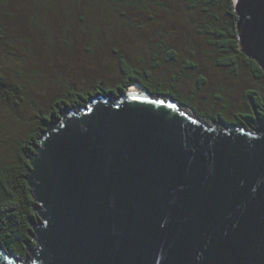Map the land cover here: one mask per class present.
Instances as JSON below:
<instances>
[{"label": "water", "instance_id": "95a60500", "mask_svg": "<svg viewBox=\"0 0 264 264\" xmlns=\"http://www.w3.org/2000/svg\"><path fill=\"white\" fill-rule=\"evenodd\" d=\"M232 11L264 74V0ZM43 126L26 157L30 260L0 246V264H264V121L210 125L140 86Z\"/></svg>", "mask_w": 264, "mask_h": 264}, {"label": "rangeland", "instance_id": "374dc122", "mask_svg": "<svg viewBox=\"0 0 264 264\" xmlns=\"http://www.w3.org/2000/svg\"><path fill=\"white\" fill-rule=\"evenodd\" d=\"M185 3L0 0V160L15 158V141L68 90L94 93L98 86L118 85L119 56L148 74L144 87L154 97L175 98L210 125L221 118L248 128L242 121L245 95L264 99V80L257 81L242 61L234 71L218 65V54L195 32L202 17ZM169 50L174 58L166 60ZM9 254L23 262L24 254Z\"/></svg>", "mask_w": 264, "mask_h": 264}, {"label": "trees", "instance_id": "16d2710c", "mask_svg": "<svg viewBox=\"0 0 264 264\" xmlns=\"http://www.w3.org/2000/svg\"><path fill=\"white\" fill-rule=\"evenodd\" d=\"M185 4L189 10L202 17L201 21L194 25V29L196 34L218 54V65L228 66L234 71L235 64L242 61L257 81L264 80V74L257 65L245 58L237 49L232 0H186ZM171 58H174V52L169 50L165 59ZM118 63L121 74L118 85L110 90L98 86L94 93L68 90L62 100L54 102L47 115L39 116L31 129L15 141V158L7 163L0 160V246L6 252L26 255L28 247L33 245L29 236L30 222L36 218V214L26 182L28 175L26 157L38 143L44 131L43 124L57 119L62 109L83 107L89 98L98 95L97 92L108 93L115 98L118 92H122L133 83H138L143 87L147 86L148 74L146 72L140 73L132 69L121 56L118 57ZM140 76L143 78L140 79ZM198 82L200 84L202 79L199 78ZM245 96L247 101L250 98L255 103L257 110L260 107L264 109V99L256 92L248 91ZM232 122L240 124L241 120L235 119Z\"/></svg>", "mask_w": 264, "mask_h": 264}, {"label": "flooded vegetation", "instance_id": "af4514ba", "mask_svg": "<svg viewBox=\"0 0 264 264\" xmlns=\"http://www.w3.org/2000/svg\"><path fill=\"white\" fill-rule=\"evenodd\" d=\"M248 102H251L252 106ZM246 105L248 112L245 114L247 118H244V120L247 122V125H253V123L256 121V118L264 121V109L260 107L259 110H257V106L250 98L248 99ZM254 114H256V117Z\"/></svg>", "mask_w": 264, "mask_h": 264}, {"label": "bare ground", "instance_id": "6f19581e", "mask_svg": "<svg viewBox=\"0 0 264 264\" xmlns=\"http://www.w3.org/2000/svg\"><path fill=\"white\" fill-rule=\"evenodd\" d=\"M136 87H140L138 83H133L131 84L130 86L127 87L126 90H130V89H134ZM145 88V87H144ZM142 89V88H141ZM105 94H108V93H105ZM154 96V95H153ZM175 101V100H174ZM177 103V102H176ZM183 109V108H182ZM184 110V109H183ZM186 112H188L187 110H185ZM189 114H191L190 112H188ZM192 115V114H191ZM33 243V242H32Z\"/></svg>", "mask_w": 264, "mask_h": 264}]
</instances>
